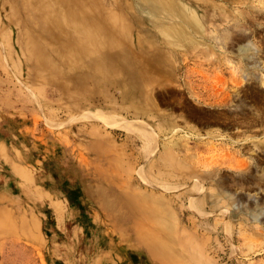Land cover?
<instances>
[{
    "label": "rangeland",
    "instance_id": "rangeland-1",
    "mask_svg": "<svg viewBox=\"0 0 264 264\" xmlns=\"http://www.w3.org/2000/svg\"><path fill=\"white\" fill-rule=\"evenodd\" d=\"M84 2L111 42L98 73L61 25L53 69L30 76L0 0V190L18 191L0 192V264H264V0H170L196 18L187 40L162 0ZM55 174L79 179L86 219H18L49 204Z\"/></svg>",
    "mask_w": 264,
    "mask_h": 264
},
{
    "label": "bare ground",
    "instance_id": "bare-ground-1",
    "mask_svg": "<svg viewBox=\"0 0 264 264\" xmlns=\"http://www.w3.org/2000/svg\"><path fill=\"white\" fill-rule=\"evenodd\" d=\"M5 3L10 5V10L5 13L7 20L10 22V25H14L13 27L17 31L13 46L16 45L17 51L21 52V56L23 55L24 57L23 59L18 57L17 60L19 62H27L26 72L29 75L35 76L38 73L53 69L56 60L53 48L55 44L60 45L61 37L58 36V28L61 25H64V30L69 34L71 39L69 43H64L62 46L67 53L66 55L72 60L80 61V63L86 59L90 63L91 70L98 73L97 67L102 62V55L109 53L105 49H109L111 42L103 39L100 33L105 21L96 17L83 20L80 16L82 13L89 12V16H96L97 11L93 10L94 5L87 4L84 0H5ZM169 4L170 0H162L160 8L159 5L154 3L151 4V8L156 11L159 10L163 14H171L178 20L174 29L168 31L169 34L178 39H189L190 32L187 31L186 24L192 29L197 30L196 18L193 17L192 12L184 5L176 4L173 8H168ZM17 10H21L24 17L23 20L17 19ZM89 25L92 26L89 27ZM247 44H238L237 49L239 51L252 50L251 56L247 58V55H245L243 58L246 60L252 59L253 62L257 48L249 46V43ZM7 46L8 50L9 48H15V46H10V44ZM121 48L123 49V46ZM101 49L104 50L102 51ZM14 62L17 61L14 59ZM248 65L256 67L251 62L247 63ZM260 81V84L264 86V78ZM222 191L224 192V189H221ZM227 194L230 195L229 193ZM118 211L117 213L115 212V217L128 218L125 213L120 214Z\"/></svg>",
    "mask_w": 264,
    "mask_h": 264
},
{
    "label": "crops",
    "instance_id": "crops-1",
    "mask_svg": "<svg viewBox=\"0 0 264 264\" xmlns=\"http://www.w3.org/2000/svg\"><path fill=\"white\" fill-rule=\"evenodd\" d=\"M21 159H22V157H19V159L14 160L13 164H15V165L22 164L21 163V161H22ZM26 170H28L27 167H26ZM14 172H15L16 175H18L17 172L14 169H13V172H12V170H8L7 171V173H14ZM15 174L14 175H10V177L12 179V176H13L14 183L16 184V177L17 176ZM32 174L33 173H31V171H30V173L27 171L25 173V175H24L26 177V180H24V182H21L20 184L26 190L29 188V191H28L29 194H34V193L37 194V192H38V190H37L38 184H37V182L34 183L33 178L35 176H33ZM54 177H55V179L53 180V185L51 186V184H52V182H51L48 186H46L47 190L45 191L47 194L50 195L49 204L46 205V207L40 208V209H42L41 212H39L37 210V208L36 209H32L33 207L29 208L31 210L27 212L28 215H26V216H25L26 209H25V213H23L22 209H20L18 211V214H17L18 219L25 217L26 219H28L30 221H33L34 224L36 225L37 224V220H36L37 217H39V216H40V218L41 217H43V218L45 217L47 219L48 223L51 224V226L52 225L53 226L66 225L67 222H68L67 220L69 218H71L72 216H73L74 220H77V222H76L77 224H81V221L78 220V219H81V220L82 219L83 220L86 219L87 209L85 207V202H84V199H83V196H82V191H84V189L83 190L81 189V187L79 185V179H78V184L77 185H73V184H70V183H67V182H61L60 178H59V175L55 174ZM13 179H12V181H13ZM12 181H11V183H12ZM14 186H18V185H14ZM26 190L23 191V193H26L27 192ZM0 192L3 193V194H7V193H10V194L14 193L15 194V192L18 193V191L16 189H14V187H10V186H7V188L5 187V189L0 190ZM45 192H43V193L45 194ZM67 194L68 195L69 194L72 195V197L79 196L78 201H73L71 199L69 200ZM54 195H56V196H54ZM57 195H59V196L60 195H64L63 198L65 199V202L68 203L69 208H68V206L64 205L63 202L60 199L58 200ZM30 201H31V199H30ZM53 201L60 202V204H61L60 206L61 207L57 208L56 205L53 204ZM33 205H35V207L38 206L37 202L35 204H33ZM70 209L74 210L73 211L74 212L73 215L70 214ZM6 211L9 212V213L11 211L10 207L8 205L4 206V208H3V213L6 212ZM89 217H90V215H89ZM114 219L116 221H118V216L114 217ZM31 240H33V239L31 238ZM118 253L119 254L121 253V255L123 254L121 251L120 252L117 251L116 257H121V256L118 255ZM128 256H129V259H131V261H125L124 263L125 264H129V263L133 264L132 258H130V256H131L130 253H127V255H124L123 258H127ZM117 262H116V264H118V263L123 264V262H118V263Z\"/></svg>",
    "mask_w": 264,
    "mask_h": 264
}]
</instances>
